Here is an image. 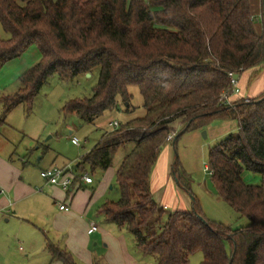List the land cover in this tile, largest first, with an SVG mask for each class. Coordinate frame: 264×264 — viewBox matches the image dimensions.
Listing matches in <instances>:
<instances>
[{"label":"trees","instance_id":"trees-1","mask_svg":"<svg viewBox=\"0 0 264 264\" xmlns=\"http://www.w3.org/2000/svg\"><path fill=\"white\" fill-rule=\"evenodd\" d=\"M261 29L249 0H0V65L35 45L39 58L20 75V86L1 97L3 113L31 101L46 78L99 75L92 94L67 101L62 110L91 123L130 105L129 85L142 97L144 113L105 130L72 163L71 185L82 173L105 171L119 147L130 144L114 172L118 198L99 213L130 233L137 251L155 264H264V185L242 179L248 170L264 177V91L251 98L220 96L230 91L228 72L258 75L264 65V0ZM237 98V99H236ZM129 111V109H126ZM237 119V133L209 149L208 178L222 199L248 223L237 228L207 219L192 198L189 210L167 214L154 199L150 175L161 145L180 119L182 129L202 127L215 117ZM1 122V120H0ZM179 163L171 174L184 189ZM71 187V186H70ZM50 261L80 264L63 246L45 238Z\"/></svg>","mask_w":264,"mask_h":264},{"label":"rangeland","instance_id":"rangeland-1","mask_svg":"<svg viewBox=\"0 0 264 264\" xmlns=\"http://www.w3.org/2000/svg\"><path fill=\"white\" fill-rule=\"evenodd\" d=\"M249 2L251 11L256 16L255 28L260 31L261 0H249ZM0 36H7L1 25ZM38 58L39 52L36 46L32 45L20 57L0 65V153L12 151L14 164L20 165V159H23L27 165H30L29 168L34 167L38 172V167L53 161L56 164L73 163L99 140L105 130L110 128L108 125L110 121L121 122L144 113L142 97L135 85L128 86V92L131 94L129 106L119 99L116 108L102 112L91 123L82 121L74 113H66L62 110L67 101L92 94L98 80V66L93 67L89 73L79 74L69 79H62L53 73L46 78L30 102L22 101L3 113L1 97L12 94L18 89L19 75ZM235 76L239 80L241 92V95L236 96L237 98H246V96L251 98L264 91V65L255 77L248 78L246 71L235 73ZM172 128L169 134L174 135L181 131L180 119L172 123ZM236 133V118L215 117L202 127L182 132L175 143L166 140L161 145L154 164L155 173L151 180V192L158 204L167 202L164 208L165 214L176 209L189 210L193 198L207 219L221 222L232 229L248 223L245 217L240 216L206 184L209 175L207 169L209 149L228 134ZM71 136L78 139L77 145L70 141ZM130 146L126 144L118 148L111 165L106 169L107 172L108 169L117 168ZM176 159L179 163L181 180L184 181L187 178L188 191L171 174V168ZM87 173L94 180L92 186L95 187L104 172L91 173L87 170ZM241 176L246 183L264 185V177L259 174L244 170ZM103 195L105 200L118 198L119 192L114 178L108 182ZM34 218L38 223L39 220ZM31 224L33 223L25 224L29 225L27 227L34 233L30 238L40 244L43 238L42 232L35 231L37 228ZM16 230L17 227L14 226L13 231ZM127 234L131 239L129 249L135 257V264H155V256L135 250L132 236L129 232ZM46 251L43 248L40 255H45ZM13 255L20 259H17L19 264H26L27 256L24 253L16 249ZM201 260L202 252L197 250L189 255L188 264H200Z\"/></svg>","mask_w":264,"mask_h":264},{"label":"crops","instance_id":"crops-1","mask_svg":"<svg viewBox=\"0 0 264 264\" xmlns=\"http://www.w3.org/2000/svg\"><path fill=\"white\" fill-rule=\"evenodd\" d=\"M239 95L241 92L232 98ZM20 160L21 164L16 165L12 151L0 153V264H19V258L13 255L16 249L27 256L26 264H59L50 261L47 251L40 255L45 248V238L65 247L80 264H135V257L129 249L131 239L126 230L106 221L99 213V205L105 200L104 190L114 178L115 169L103 171L95 187L92 186L93 179L91 183L80 180L69 190H64L42 179L39 171L49 165L66 163L53 161L38 167L37 172L23 159ZM154 170L155 165L150 175V188ZM59 203L66 204L69 209H59ZM159 205L165 208L167 202ZM34 217L40 222L37 223ZM30 222L37 228L35 231L42 232L40 244L30 238L34 233L27 227L29 225H25ZM92 223L97 225V229L88 233ZM14 226L16 231H13Z\"/></svg>","mask_w":264,"mask_h":264},{"label":"built area","instance_id":"built-area-1","mask_svg":"<svg viewBox=\"0 0 264 264\" xmlns=\"http://www.w3.org/2000/svg\"><path fill=\"white\" fill-rule=\"evenodd\" d=\"M229 76V83H230V91L227 93H223L220 96V100L225 104H231L232 95H236L240 93V88L238 84V78L235 76V72H228ZM119 124L118 121H110L108 123L111 127H116ZM172 134H168L166 140L172 139ZM70 141L73 144H78V139L75 136H71ZM210 173V171L208 170ZM73 165L72 163H66L63 165H49L47 167L41 168L39 171V175L42 179L50 184H54L59 186L64 190H69L71 186L72 179L74 177ZM80 180L84 183H91L92 177L87 173L84 172L80 176ZM58 208L61 210H68L69 207L64 203H59ZM97 229V225L92 223L88 228L87 232H93Z\"/></svg>","mask_w":264,"mask_h":264},{"label":"water","instance_id":"water-1","mask_svg":"<svg viewBox=\"0 0 264 264\" xmlns=\"http://www.w3.org/2000/svg\"><path fill=\"white\" fill-rule=\"evenodd\" d=\"M206 184H207V187H208L213 193H217V190H216V188L214 187V185H213V183H212V181H211L210 178H208V179L206 180Z\"/></svg>","mask_w":264,"mask_h":264}]
</instances>
